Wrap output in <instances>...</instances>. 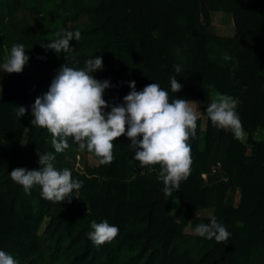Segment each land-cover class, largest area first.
<instances>
[{"label":"trees","instance_id":"1","mask_svg":"<svg viewBox=\"0 0 264 264\" xmlns=\"http://www.w3.org/2000/svg\"><path fill=\"white\" fill-rule=\"evenodd\" d=\"M215 10L231 15V36L210 30ZM67 31L81 33L68 53L44 48ZM3 43L23 45L29 59L19 74L0 70V250L19 264H264V0H0V65ZM97 56L103 68L92 75L110 82L103 95L109 105L123 103L132 81L137 91L159 84L169 102L199 101L204 129L198 117L188 140L190 175L170 196L159 165L140 168L126 135L114 141L109 164L98 165L85 150L91 162L71 171L82 182L71 202L43 199L39 186L26 194L10 178L17 168L38 169L37 152L53 153L54 167L67 168L72 140L56 153L47 129L32 127V106L62 66L83 68ZM172 77L182 85L177 93ZM212 90L238 100L245 142L227 129L214 134L206 113ZM19 107L26 109L21 118ZM218 156L223 178L206 183ZM206 208L209 216H194ZM212 216L228 240L184 236L185 227ZM92 221L117 226L118 235L95 246L87 236Z\"/></svg>","mask_w":264,"mask_h":264},{"label":"clouds","instance_id":"2","mask_svg":"<svg viewBox=\"0 0 264 264\" xmlns=\"http://www.w3.org/2000/svg\"><path fill=\"white\" fill-rule=\"evenodd\" d=\"M58 39L44 46L56 53H68L69 41L80 40L81 33L67 31L56 33ZM29 57L25 55L23 45H13L10 55L0 65L5 73H21ZM224 60L231 57L224 55ZM179 73L181 68L174 66ZM102 57L87 59L83 68L65 64L52 80L49 90L38 97L32 106V127L47 129L51 134V144L56 153L69 148L68 140L78 146L79 151L87 150L97 158L98 165H106L113 161L114 141L127 136L131 141L129 147L133 151V159L139 162L140 168L159 165L158 179L163 182L165 196L178 190L182 180L190 175L191 147L190 137L195 136L198 112L192 107L194 102L185 99H174L169 102V94L159 84L151 83L141 91L136 90L135 81L129 83L131 91L119 105H109L103 98L110 82L95 79L92 73L102 70ZM171 90L179 92L182 85L175 77L170 80ZM238 100L220 94L207 106L206 113L211 123L220 129H230L235 138H243V127L236 112ZM110 111H105L109 109ZM24 107H19L17 116L23 117ZM39 168L27 170L17 168L11 171L13 182L23 187L26 194H31L34 186L41 189L43 199L52 202H71L67 199L73 190H79L82 182L72 179L69 169L57 170L53 161V153L41 154ZM88 214V213H87ZM92 231L87 233L88 239L95 246L112 241L119 232L117 226L107 221H92ZM200 237L216 242H224L230 232L219 223L215 216L208 224H199L194 229ZM0 264H19L12 255L0 250Z\"/></svg>","mask_w":264,"mask_h":264},{"label":"rangeland","instance_id":"3","mask_svg":"<svg viewBox=\"0 0 264 264\" xmlns=\"http://www.w3.org/2000/svg\"><path fill=\"white\" fill-rule=\"evenodd\" d=\"M238 1L246 2V1H251V0H238ZM16 15L18 17H21V15H23V12L20 10H17ZM25 16H26V19L28 21L27 23L32 24L31 13H26ZM209 25H210L209 26L210 30L214 34H217L219 36H231L233 34V23H232L231 15L227 11H222V10L209 11ZM2 49L5 53V58L8 57L10 55V51H9L10 49L6 46L5 43L2 44ZM32 55L33 54L31 53V56ZM4 61H5V59H4ZM4 61L1 62V65L4 63ZM218 95H220L219 92H217L216 90H212L210 92L211 100L215 99ZM185 100H187V99H185ZM187 101L194 102L192 104V107L194 109H196L198 112V117L200 118V127H201V131L203 132L204 116L200 112L199 101H193V100H187ZM227 130L231 131L230 129H227ZM213 131H214V134L217 132V127L214 125H213ZM245 139H246V135L244 133L243 138L239 139V140L242 142H245ZM69 140H72V139H69ZM247 153H249V149H247ZM216 160L217 161H215L213 165L218 163L219 166L217 168H214L213 171L211 170V172H213L212 173L213 175L209 179H206V183L215 182L218 179L223 178L222 177L223 171L221 170V168H219L220 164H221L219 156L217 157ZM90 162H91L90 156L85 151H83V152L79 151L78 146L76 144H74L72 141V146L69 150V155H68L67 161L65 162L67 168L70 171H77L79 173H82L85 170V167L87 165L88 166L90 165ZM212 167L213 166H211L210 169ZM203 176L205 177V175H203ZM210 214H211V209H208V208L196 210L194 212V216H209ZM194 229H195V226L185 227L184 228V236H192V237L198 236L195 233Z\"/></svg>","mask_w":264,"mask_h":264},{"label":"built area","instance_id":"4","mask_svg":"<svg viewBox=\"0 0 264 264\" xmlns=\"http://www.w3.org/2000/svg\"><path fill=\"white\" fill-rule=\"evenodd\" d=\"M219 166V164L218 163H216L215 165H213V167L211 168V170L213 171L214 170V168H217Z\"/></svg>","mask_w":264,"mask_h":264}]
</instances>
